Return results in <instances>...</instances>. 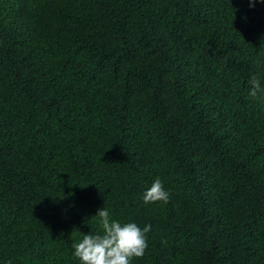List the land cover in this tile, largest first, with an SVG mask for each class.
I'll use <instances>...</instances> for the list:
<instances>
[{
  "label": "trees",
  "instance_id": "obj_1",
  "mask_svg": "<svg viewBox=\"0 0 264 264\" xmlns=\"http://www.w3.org/2000/svg\"><path fill=\"white\" fill-rule=\"evenodd\" d=\"M257 72L258 0H0V264H79L103 206L133 264H264Z\"/></svg>",
  "mask_w": 264,
  "mask_h": 264
},
{
  "label": "clouds",
  "instance_id": "obj_2",
  "mask_svg": "<svg viewBox=\"0 0 264 264\" xmlns=\"http://www.w3.org/2000/svg\"><path fill=\"white\" fill-rule=\"evenodd\" d=\"M257 0H249L252 7ZM264 3V0H258ZM264 77L260 73L250 74L248 79L249 96L264 98ZM170 198L169 190L165 189L162 180L157 177L150 187L142 193L145 204L164 202ZM97 219L100 231L83 234L71 245L72 255L79 264H133L135 258L144 255L147 248V234L151 225L141 228L134 221L121 223L113 219L109 208L103 206L97 209L94 216Z\"/></svg>",
  "mask_w": 264,
  "mask_h": 264
}]
</instances>
